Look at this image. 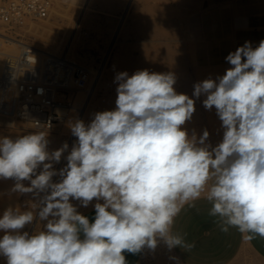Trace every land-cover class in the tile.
I'll return each instance as SVG.
<instances>
[{
	"label": "clouds",
	"instance_id": "9594fccd",
	"mask_svg": "<svg viewBox=\"0 0 264 264\" xmlns=\"http://www.w3.org/2000/svg\"><path fill=\"white\" fill-rule=\"evenodd\" d=\"M225 59L232 67L196 83L192 94L206 96L205 109L214 107L222 121L215 147L206 143L207 130L197 140L182 128L195 100L175 90V73L147 69L115 76L114 110L70 124L77 140L59 172L53 162L67 143L49 152L42 130L0 137V180L39 197L38 218L47 221L29 234L22 230L33 211L3 212L0 256L7 264H127L125 253L155 250L161 240L169 251L190 250L194 244L173 230L175 218L204 193L221 231L264 238V39L255 47L245 41ZM94 199L104 202L95 203L90 223L70 201L87 207Z\"/></svg>",
	"mask_w": 264,
	"mask_h": 264
},
{
	"label": "rangeland",
	"instance_id": "374dc122",
	"mask_svg": "<svg viewBox=\"0 0 264 264\" xmlns=\"http://www.w3.org/2000/svg\"><path fill=\"white\" fill-rule=\"evenodd\" d=\"M50 2L48 17L37 20L29 18L23 24L7 28L4 36L8 42L1 41V51L8 50L10 54H0L2 68V61L6 60L4 57L19 55L23 50L31 49L39 52L43 59L46 56L66 59L71 66L83 68L88 73L84 88L76 87L73 81L68 86V91L59 94L58 112L61 120L54 129L45 132L49 140V152L60 149L65 143L69 145L72 136L70 124L79 119L78 114L82 109L86 112L81 120L86 124L91 122L95 113L115 109L118 85L114 81L118 73L126 71L132 75L144 69L151 72L175 73V90L195 100V112L191 120L182 126L187 130L189 137L195 133L198 140L204 130H207L209 136L206 143L211 147L222 141L217 138H223V134L215 132V108L206 110L203 105L206 96L202 95L197 99L192 95L196 83L211 79L207 54L198 52L199 46L207 42L201 41L197 27L193 31V15L187 11L191 8L192 0H183L184 12L179 14V20H176L175 12L177 0ZM163 9H166V14H160ZM160 16H167L168 19L160 20ZM2 68L0 71L3 72ZM96 79L97 84L91 97ZM0 111V137L15 138L38 131L20 117L2 112L1 106ZM64 153L59 163L53 162L57 172L67 164V160H63ZM60 179L61 177L56 175L53 182H60ZM23 183L26 187L30 185L27 180ZM14 184L13 179L0 180V217L9 207L33 211V222L26 225L22 231L34 234L44 230L47 221L38 218L39 197L32 193L14 192ZM70 202L81 213L94 207L95 203L104 201L94 199L87 207L81 206L76 200ZM3 235L0 231V238ZM0 264H7L6 257L0 256Z\"/></svg>",
	"mask_w": 264,
	"mask_h": 264
},
{
	"label": "crops",
	"instance_id": "0c3cea01",
	"mask_svg": "<svg viewBox=\"0 0 264 264\" xmlns=\"http://www.w3.org/2000/svg\"><path fill=\"white\" fill-rule=\"evenodd\" d=\"M191 4L187 11L193 15V31L197 27L201 41L207 42L199 46L198 52L207 54L211 79L223 76L232 67L225 59L230 52L245 41L255 47L264 39V0H192ZM183 10V0H177L176 20ZM162 13L166 14V9L160 10ZM221 125L215 110V132L223 134ZM205 195L195 201L194 207L184 206L175 218L174 232L183 234L188 243L194 244L193 248L183 251L177 247L169 251L161 240L155 250L145 248L141 253H125L127 264H176L170 259L173 256L179 258L180 264H264V238L248 240L247 234L236 228L221 231L218 218L209 215L211 204ZM81 214L94 222L95 207Z\"/></svg>",
	"mask_w": 264,
	"mask_h": 264
},
{
	"label": "built area",
	"instance_id": "2783aa9c",
	"mask_svg": "<svg viewBox=\"0 0 264 264\" xmlns=\"http://www.w3.org/2000/svg\"><path fill=\"white\" fill-rule=\"evenodd\" d=\"M50 8V0H0V51L1 41L8 42L4 36L7 28L29 18H46ZM87 77L83 68L71 66L66 59H43L35 50L9 55L0 76L2 112L20 117L35 130L51 131L61 120L59 94L68 91L73 81L84 88Z\"/></svg>",
	"mask_w": 264,
	"mask_h": 264
},
{
	"label": "bare ground",
	"instance_id": "6f19581e",
	"mask_svg": "<svg viewBox=\"0 0 264 264\" xmlns=\"http://www.w3.org/2000/svg\"><path fill=\"white\" fill-rule=\"evenodd\" d=\"M3 44V43H2ZM6 45V44H5ZM2 47V46H1ZM5 49V48H4ZM7 53H9L8 52V50H7V52H2V51H0V54L3 56V55H8ZM10 54V53H9ZM3 58V57H2ZM4 59H6L5 57H4ZM3 63H4V60L2 61ZM2 66L3 65H1L0 64V69L2 68ZM4 68V67H3ZM3 68H2V70H3ZM1 73H2V71H0ZM1 76V75H0ZM97 80L98 79H96L95 80V83H94V85H93V89H92V91H91V93H90V95L92 94V92H93V90H94V88H95V86H96V84H97ZM89 96V95H88ZM91 97H92V95H91ZM0 100H1V95H0ZM81 100V99H80ZM90 100V99H89ZM78 101V100H77ZM82 102V101H81ZM79 105H80V103H78ZM77 104V105H78ZM86 104V103H85ZM84 104V105H85ZM82 105V104H81ZM0 106H1V104H0ZM87 106H88V104H87ZM79 107V106H78ZM81 107V106H80ZM79 107V108H80ZM84 107V106H83ZM86 108V107H85ZM87 109V108H86ZM81 110V109H80ZM1 112V111H0ZM84 112H86L85 111V109H82L81 110V112H80V114H78V115H80L79 116V119L81 120V118L83 117V115H84ZM72 113V112H71ZM10 115V114H9ZM72 115V114H71ZM16 119V118H15ZM76 140H77V138L75 137V136H71V138H70V142H69V145H68V149L65 151V153H64V156H63V160H64V158H65V156L67 155V154H69L70 153V151H71V148H72V146L74 145V143L76 142Z\"/></svg>",
	"mask_w": 264,
	"mask_h": 264
}]
</instances>
